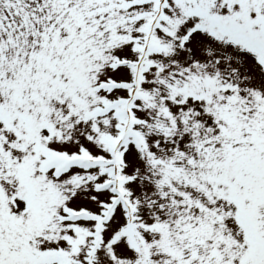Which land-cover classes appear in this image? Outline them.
<instances>
[{
  "label": "snow or ice",
  "instance_id": "1",
  "mask_svg": "<svg viewBox=\"0 0 264 264\" xmlns=\"http://www.w3.org/2000/svg\"><path fill=\"white\" fill-rule=\"evenodd\" d=\"M0 264H264V0H0Z\"/></svg>",
  "mask_w": 264,
  "mask_h": 264
}]
</instances>
